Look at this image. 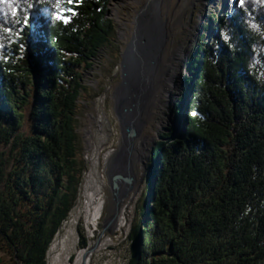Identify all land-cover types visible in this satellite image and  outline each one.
<instances>
[{"label":"trees","instance_id":"obj_1","mask_svg":"<svg viewBox=\"0 0 264 264\" xmlns=\"http://www.w3.org/2000/svg\"><path fill=\"white\" fill-rule=\"evenodd\" d=\"M111 1L0 0V264H49L79 202L85 75L117 40ZM217 10L204 26L216 38L205 31L188 64L190 103L175 108L185 125L156 143L124 264H264V0Z\"/></svg>","mask_w":264,"mask_h":264},{"label":"rangeland","instance_id":"obj_2","mask_svg":"<svg viewBox=\"0 0 264 264\" xmlns=\"http://www.w3.org/2000/svg\"><path fill=\"white\" fill-rule=\"evenodd\" d=\"M244 1L246 0H237L236 8ZM172 2V7L164 6V12L170 21L169 45L163 56V68L160 66L164 80L161 82L152 115L142 126L140 137L137 139V152L133 153L132 168L136 180L134 189L121 203L117 221L105 229L117 211V201L109 184L110 165L123 146L121 124L115 112L113 97L121 83L122 55L137 32L135 23L138 22V14L143 8L139 0L111 1L109 16L116 22L117 40L114 46L105 48L100 53V59L94 69L86 73L85 84L93 90V94L79 116V134L83 140L89 171L85 175L79 202L49 252V264H76L81 251L89 253V264H124L128 257L131 246L129 236L138 218L139 206L146 200L150 190L149 176L154 165L152 148L157 142L164 140L161 134L169 131L170 126H176L182 131L183 125L180 126L175 108L180 104L181 98L187 105L191 100V95L186 94L184 90V81L189 75L188 64L191 62L194 44L198 43L205 31L213 39L216 38L214 25L212 24V31L205 30L204 26L210 22L213 10L218 8L217 11L222 12V16L225 11V5H221L223 0ZM227 2L229 6L233 5L235 0ZM228 6L226 7L229 9ZM117 49L121 55L118 62L114 56ZM183 124L185 125V122ZM95 154L100 161L98 171L104 181L105 203L103 214L93 222L87 219L84 203L85 185L90 171L94 168ZM81 228H84L87 235V248L81 247Z\"/></svg>","mask_w":264,"mask_h":264},{"label":"bare ground","instance_id":"obj_3","mask_svg":"<svg viewBox=\"0 0 264 264\" xmlns=\"http://www.w3.org/2000/svg\"><path fill=\"white\" fill-rule=\"evenodd\" d=\"M139 1L143 5V8L138 14V22L135 23L138 24V43L134 52V77L132 83V90L136 98H131L130 102L135 107L133 117L135 127H137L138 131L141 133L142 126H144L148 117L152 115L161 82L164 80L160 66L163 68V56L166 54L169 45L170 25L167 13L164 12V6L168 5V7H172L173 0ZM135 142L137 145V140H135ZM136 145V148L139 147ZM135 151L137 152V150H134L133 153H136ZM111 156L113 157V155ZM99 162L95 154L94 168L90 171L85 185L84 212L87 215V219L93 222L97 221L103 214L105 203L103 198L105 186L98 171ZM125 162L118 164L115 168H123V165H126ZM63 243L65 242L63 241ZM89 262V253H86V251L79 252L76 264H89Z\"/></svg>","mask_w":264,"mask_h":264},{"label":"water","instance_id":"obj_4","mask_svg":"<svg viewBox=\"0 0 264 264\" xmlns=\"http://www.w3.org/2000/svg\"><path fill=\"white\" fill-rule=\"evenodd\" d=\"M137 32H138V24H137ZM137 32L135 33L134 38L132 42L129 44L127 50L122 55L121 83L116 89V92L113 97L115 102V112L121 124V130L123 135V146L121 148V152L118 155H116V157L114 158V160L111 162L110 165L109 184L114 193L115 200L117 201V211L105 229H108L113 222L117 221L118 215L120 213L121 203L125 198L130 196L136 182L132 168L133 167L132 159L136 145L135 140L139 138L140 132L138 131L137 127H135L134 118H133L135 107L133 104H131L130 100L131 98L136 96L134 95L135 93L132 90V83L134 77L133 76L134 74L133 59L135 57L134 52L138 43ZM180 126H182V124H180ZM155 147L156 144L152 148L153 157L155 155ZM124 162L126 165L125 166L123 165V168L120 169L115 168V166H117L118 164H122Z\"/></svg>","mask_w":264,"mask_h":264},{"label":"snow or ice","instance_id":"obj_5","mask_svg":"<svg viewBox=\"0 0 264 264\" xmlns=\"http://www.w3.org/2000/svg\"><path fill=\"white\" fill-rule=\"evenodd\" d=\"M5 2H7V0H5Z\"/></svg>","mask_w":264,"mask_h":264}]
</instances>
